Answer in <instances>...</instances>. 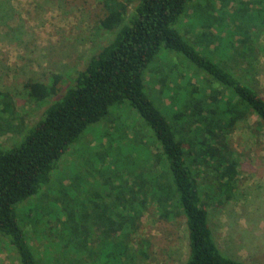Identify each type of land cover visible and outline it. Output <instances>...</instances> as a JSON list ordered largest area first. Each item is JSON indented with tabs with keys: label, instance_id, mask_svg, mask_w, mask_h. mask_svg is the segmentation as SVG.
Instances as JSON below:
<instances>
[{
	"label": "trees",
	"instance_id": "1",
	"mask_svg": "<svg viewBox=\"0 0 264 264\" xmlns=\"http://www.w3.org/2000/svg\"><path fill=\"white\" fill-rule=\"evenodd\" d=\"M102 2L100 26L112 37L67 79L53 73L48 81L24 83L27 99L44 105L37 120L26 125L16 116L11 98L0 93V119L7 122L3 114H8L16 121L6 123L16 130L9 142L0 140V235L9 238L19 264H137L146 252L131 243L132 224L140 214L136 199L146 203L150 191L163 216L174 212L185 217L189 249L183 264H264L233 257L218 245L207 210L211 196L201 182L202 173L214 165L216 180L231 187L237 172L227 131L251 112L264 126V96L248 82L264 29V0ZM131 3L135 7L129 13ZM163 47L184 54L205 82L220 85L228 94L217 96L206 88L186 86L185 94L177 98L180 89L170 86L168 104L178 108L169 119L146 81ZM126 100L155 132L160 169L154 168L153 176L145 171L148 177L132 181L117 176L121 181L115 184V193L111 198L101 195V202L90 191L92 197L85 194L88 204L76 199L73 206V199H67L64 208L58 205V213L66 212L64 218L58 214L61 256L58 262L51 256L41 262L31 229L18 220L16 205L50 185L62 155L81 133Z\"/></svg>",
	"mask_w": 264,
	"mask_h": 264
},
{
	"label": "rangeland",
	"instance_id": "2",
	"mask_svg": "<svg viewBox=\"0 0 264 264\" xmlns=\"http://www.w3.org/2000/svg\"><path fill=\"white\" fill-rule=\"evenodd\" d=\"M134 4L128 6L129 13ZM2 5L6 9L0 14L3 11L6 16H0V93L11 98L16 116L28 125L39 118L44 105L27 99L24 83L30 79L48 81L53 73L67 79L113 34L100 26L105 14L102 0H0V8ZM258 43L255 68L248 74V82L264 96V29ZM196 67L184 54L163 47L148 69V89L168 118L178 108L168 104V96L173 93L167 91L170 86L180 89L177 98L194 86L217 96L228 94L220 85L205 82ZM162 91H166L164 95ZM3 115L9 118L8 123L16 122L12 116ZM258 120L251 112L227 131L236 159L233 185H220L214 165L210 167L212 172L207 169L202 173L201 182L206 195L211 196L207 210L218 245L238 259L264 263V126H259ZM7 122H2L4 132L0 134L4 143L16 133ZM158 146L155 132L129 100L90 124L62 155L53 182L16 205L20 224L31 229L40 261L44 263L51 256L58 262L61 256L58 214L64 218L66 212L58 213V205L64 208L67 199H73V206L76 199L87 202L86 195L91 193L98 202L101 195L111 198L115 184L121 181L119 175L129 181L155 175L154 168L160 169L155 158ZM150 195L149 191L143 204L141 198L136 199L140 214L132 224L131 243L146 252L137 264H183L189 249L185 217L174 212L163 216ZM77 209L82 207L77 205ZM88 209L93 214L95 205ZM0 264H19L12 243L2 234Z\"/></svg>",
	"mask_w": 264,
	"mask_h": 264
}]
</instances>
